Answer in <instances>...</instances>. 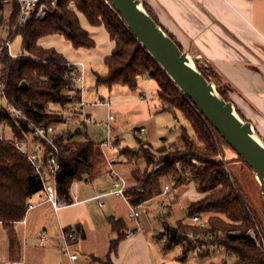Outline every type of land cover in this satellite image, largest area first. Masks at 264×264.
<instances>
[{
	"label": "trees",
	"instance_id": "16d2710c",
	"mask_svg": "<svg viewBox=\"0 0 264 264\" xmlns=\"http://www.w3.org/2000/svg\"><path fill=\"white\" fill-rule=\"evenodd\" d=\"M3 3L4 1L0 0V12L3 10ZM70 3H74L75 9L70 8ZM14 5L15 9L10 16L14 32L11 41L21 37L22 53L12 57L5 49L0 54L1 81L11 105L21 110L36 125L61 123L63 117L51 112L50 106H65L79 99L80 88L76 83L79 68L70 64L55 50L43 49L39 41L44 37L60 35L75 49H92L96 44L82 27L79 14L92 26L103 25L115 48L105 59L107 73L97 74L96 84L105 85L110 89L125 86L135 91L139 79L147 77L157 85L161 111L174 115L179 112L187 123L181 130L180 138L171 143V147L162 145L154 153L151 151V145L141 142L137 152L131 151L133 158L142 156L145 159L147 170L141 173L138 170L132 172L135 185L126 192L129 203L140 206L161 195L165 181L172 183L173 188L195 183L196 191L204 196L197 202L190 203L186 218L205 217V226L200 227L195 223L183 226L185 222L179 221L177 225L182 230L178 227L174 238L171 235L172 230H169L168 240L163 241L161 250L167 253L174 247L181 246L182 254L177 261L185 264L193 250L191 243L197 241L202 246L214 245L225 249L234 256L231 264H264V250L251 235L256 228L253 211L247 199L236 188L227 172V166L217 160L221 156L222 146L229 145L141 47L124 21L104 0H58L57 7L51 14L42 20L35 16L30 17L25 24L17 26L15 31L19 6L16 3ZM144 6L162 27L152 10L145 3ZM166 33L184 51L176 39L168 31ZM199 70L209 82H220L210 67H199ZM23 83L26 85L23 86ZM218 91L226 101H232L229 93L226 94L221 89ZM237 111L246 120L238 109ZM1 123L9 129L11 139L0 140V223L6 230L11 259H14L15 256L18 258L20 253L15 225L25 220L29 200L41 193L43 184L27 157L15 146L16 142L26 141L30 137L28 122L2 112ZM32 143L38 146L35 140H32ZM56 145L60 151L57 191L60 199L68 205L72 203V184L87 176L100 162V158L93 141H76L69 132H60L56 137ZM127 153L128 151L123 152ZM238 158L245 163L239 156ZM193 160L200 164H195ZM156 165L158 168L155 171L149 170L151 166ZM155 220L159 221L156 216ZM110 224L118 238L111 241L107 260H102L104 264H111L110 256L117 252L118 245L127 232L123 220L110 218ZM79 230L80 228L76 227L75 230L67 229L65 232L77 234ZM189 237L196 240H189ZM158 240L161 241L160 238Z\"/></svg>",
	"mask_w": 264,
	"mask_h": 264
},
{
	"label": "rangeland",
	"instance_id": "374dc122",
	"mask_svg": "<svg viewBox=\"0 0 264 264\" xmlns=\"http://www.w3.org/2000/svg\"><path fill=\"white\" fill-rule=\"evenodd\" d=\"M14 6L13 2L3 3V10L0 12V44L6 40L11 41L13 39L14 32L11 28L10 16L13 9H15ZM69 6L73 9L71 5ZM80 22L83 26L87 25L83 17H80ZM49 44L57 51H73L71 45L62 38H53L49 41ZM21 47L22 41L19 38H15L11 42L10 54L20 55ZM199 67L205 68L204 66ZM94 70L100 75H104L107 71L104 64H96ZM212 82L216 85L217 89H221L226 94L231 91V88L225 83L222 84L217 80H213ZM78 86H81V84H77ZM156 91L157 86L153 83L151 84L150 93L147 92L146 94H143L142 89L134 92L128 87H114L110 89L105 85L98 86L94 73L89 71L85 75L83 101L86 103L84 112L90 115L92 124L85 126L87 125L86 123H83L84 125L79 123L80 127L72 124L73 126H70L71 131L63 130L62 127H58V131L63 130L65 133H72L73 139L79 142L89 139L100 145L105 143L103 151L106 157H110L113 160V169L129 186L134 182L132 177L134 170H138L140 173L147 170L146 161L142 156L138 158L132 157L131 151L137 152L140 147L138 139H141L145 144L151 145V151L155 153V150L159 149L162 145L168 148L171 147V143L177 142L181 136L182 128L187 126V123L179 112L174 115L160 110ZM109 93H113L115 96H138L139 100H127L109 108L105 105H110L111 103ZM141 93L147 97V100L144 102L149 106L150 115L147 113L145 104L141 103ZM78 96L81 99V90ZM59 106L58 104H54L51 105V108L58 109L60 108ZM110 116L114 117V120L111 122L109 121ZM109 125L115 129L114 133L112 132L114 137H111ZM78 128H81L82 134H78ZM141 128H144L145 132L139 137L135 132ZM190 134L194 136L192 132ZM109 141H113L112 145L108 144ZM125 151H128V153L123 154ZM217 160L227 166V172L234 181L236 188L247 199L256 222V228L251 232V235L257 240V245L264 250V197L261 194L255 173L227 145L222 146L221 156ZM193 162L197 165L200 164L197 160H193ZM157 168V165L151 166L149 170L155 171ZM77 183L81 184V182ZM93 183L98 192L100 190L108 191L111 186V176L103 173L95 178ZM82 184H85V182ZM166 186L170 187V192H165L164 188ZM192 187L196 189L195 183L191 182L182 187L173 188L172 183L164 182L163 192L165 195L154 203L152 214H149V218L156 216L159 219L155 224L154 236L149 239L151 264H181L177 261V258L181 257L182 254L181 246H176L167 253L161 250V246L164 243L163 241L167 242L170 234L169 230H179V226L177 225L179 221L185 222L183 226L193 224L190 218H186V214L188 206L198 196H196L193 190L184 195L185 191L192 189ZM83 190H85L87 195L92 194L93 191L92 188H83L81 189V193ZM102 203L106 207L104 210L99 209L97 203H92L91 207L95 211H99L98 217L103 222V227L106 228H103V231L99 234L91 232L87 242L70 246L71 253L82 256L80 264H101L99 261H94L91 256H105L109 253L110 241L117 238V234L114 233L110 224L111 215L117 220H123L129 230L139 227V223L142 221V217L139 220L130 218L131 209L123 199L106 197L102 200ZM27 218H29L28 226L19 225L17 227V235L23 244L21 262L24 261V264H71L69 255L65 252L62 233L54 225L49 211L45 208L37 209L32 211ZM202 218L204 220L205 217ZM45 226H48L46 230L43 228ZM179 228L182 230L181 227ZM39 233H43L49 239L48 245L45 247L41 245L38 238ZM190 238L189 240H196L195 238ZM191 247L193 250L189 254L185 264H231L234 261V256L227 253L225 249L214 245L202 246L196 241L193 244L191 243ZM16 261H20V258L15 256L14 259L9 260L8 236L4 227L0 225V264H13Z\"/></svg>",
	"mask_w": 264,
	"mask_h": 264
},
{
	"label": "crops",
	"instance_id": "0c3cea01",
	"mask_svg": "<svg viewBox=\"0 0 264 264\" xmlns=\"http://www.w3.org/2000/svg\"><path fill=\"white\" fill-rule=\"evenodd\" d=\"M142 1L152 10L162 27L176 39L184 51L189 52L191 55L202 54L204 61L207 62L209 67L216 73L220 82L222 84L225 83L231 88L229 95L236 108L246 120L254 125L259 135L264 137V0ZM73 9H75V6ZM80 17L86 20L81 14H79V19ZM86 22L87 25H82V27L89 33L96 44L92 49H75L70 42L66 41L60 35L44 37L39 41V45L43 49L55 50L70 64L76 65L79 71L82 70L80 65H84V83L78 86L80 90L84 89L85 75L88 74L89 71L94 73L96 81V75L98 74L94 70L96 64L105 65V59L112 54L115 48L114 42L110 39L103 25L92 26L87 20ZM58 37L68 42L73 48V51H57L54 49V47L49 44V41L53 38L59 39ZM16 38L22 41L21 37ZM10 55L12 57H17L16 54ZM152 83L156 85L154 80L148 79L147 77L140 78L138 88L134 92L142 89L143 94L147 92L150 93ZM108 95L111 102L108 106L109 108L127 100H139L138 96H115L113 93H109ZM140 96H143L142 93ZM102 100L104 101V99ZM141 100V103L145 104L144 101L147 100V97L146 99L141 98ZM158 102L160 104L159 100ZM145 106L147 107V113L150 115L148 104H145ZM59 107L58 109H54L50 106V111L55 114H60L63 117L65 121L62 126L63 130L71 131L70 126H73L72 124L76 126H79V123L84 125L82 116L73 111L71 104L65 106L60 105ZM84 108L82 112L84 115H87L84 112ZM87 116L89 117L90 115ZM88 125L90 124L85 126ZM108 128L111 137H114L112 132L115 131V129L110 125ZM77 130L78 134H82L81 128ZM5 133L8 138H11L9 129H7ZM27 140L30 141L31 147L35 149L36 146L32 143L31 137H28ZM140 140L141 139H138V142ZM112 142L113 141H109V144ZM95 144L100 162L96 164L91 169L90 173L82 180L75 181L72 184L70 188L72 203L61 208L59 211H55L51 203L44 201L45 198L43 194L39 193L34 195L31 202L35 204V207L27 211L24 221L15 225L16 235L19 225L28 226L29 218H27V216L29 217L32 211L45 208L52 216L54 225L62 234L67 229L75 230L76 227L80 228V232L76 234V238L72 241L71 245L85 243L88 241L91 232L99 234L103 231V228H106L103 227V222L98 217L99 211L92 209V203H97L99 209L104 210L106 207L102 203V200L106 197H115L123 199L131 209L133 205H131L128 200L109 194L114 183V177L111 174L113 160H111L110 157H106L103 151L105 143L103 145ZM103 173H107L111 176V186L108 191L100 190L98 192L93 185V181ZM77 182H81V184ZM83 182H85V184H82ZM126 185L128 188H131L135 183L132 182V184L128 186L126 182ZM82 187L88 189L92 188V194L87 195L85 190L81 193ZM191 190L198 196V198L193 201H198L204 196L198 193L194 187L185 191L184 195L187 194V192H191ZM168 192H170V190ZM163 195H165L164 192L149 202L141 204L140 206H135L138 207V212L141 215L140 218L142 217V221L139 223V227L132 230H129L125 223L127 228L126 236L120 241L117 252L110 256L111 264H151L149 239L154 236V231L156 229L155 224L158 221L155 220L154 216L149 218V214H152L154 203L158 199H161ZM111 218L115 219L112 215ZM0 225L3 226L1 223ZM46 227L48 226L43 227L44 230H46ZM130 232L133 233L129 235ZM114 233L116 232L114 231ZM40 234L41 233H39V235ZM17 238L20 245V261L16 262L24 264V261L21 262L23 244L18 235ZM41 245L45 247L48 243ZM108 254L105 256L92 255L91 257L94 261H99L101 264H104L103 261L107 258ZM81 257L82 256H79V263L81 262ZM9 260H11L10 244Z\"/></svg>",
	"mask_w": 264,
	"mask_h": 264
},
{
	"label": "water",
	"instance_id": "95a60500",
	"mask_svg": "<svg viewBox=\"0 0 264 264\" xmlns=\"http://www.w3.org/2000/svg\"><path fill=\"white\" fill-rule=\"evenodd\" d=\"M109 1L141 47L255 173L264 197V140L254 125L244 120L235 104L226 101L216 85L203 76L192 55L182 51L157 24L142 0ZM171 235L174 238L176 231L172 230Z\"/></svg>",
	"mask_w": 264,
	"mask_h": 264
},
{
	"label": "built area",
	"instance_id": "2783aa9c",
	"mask_svg": "<svg viewBox=\"0 0 264 264\" xmlns=\"http://www.w3.org/2000/svg\"><path fill=\"white\" fill-rule=\"evenodd\" d=\"M3 1L5 3L13 2L19 6V18L14 30L17 29V26L25 24L30 17L35 16L37 19L40 20L44 19L46 16L51 14L53 10L56 9L58 2V0H3ZM104 2L107 4V6L110 9H112L117 14L114 6L109 0H104ZM70 5L72 8H74V3H70ZM10 46H11V41L9 40H6L5 42L1 43L0 54L5 49H7L10 53ZM192 59L195 63H197V66L209 67L208 63L204 61V57L202 56V54H194L192 55ZM80 68L82 70L79 71L76 77L77 84L84 83V71H83L84 65L81 64ZM1 71H2V66L0 62V114L2 112H7L9 115H11L14 118H22L28 122L31 130V135H30L31 140H35L38 143V146H36V148L33 149L31 147L29 140L23 142H16L15 146L22 154H24L27 157V159L34 168L35 173L40 178L43 184V190L41 191V194H43L45 198L44 201L51 203L54 210L59 211L67 204L60 199L57 191L56 178L60 170V164L58 162V156L60 154V151L56 145V137L60 132H62V131H58V127H62L65 121L62 120V122L59 124L49 125V126H39L31 122L21 110H18L14 106H12L9 100L7 99L4 93V86L1 81ZM80 98L81 99L75 100L72 103H70L71 107L73 111L76 112V114H80L82 116L83 123L91 124L92 123L91 118H89L87 115H84L82 112V109L86 105V103L83 101L84 100L83 89H81ZM141 98L146 99L145 96H142ZM106 105L109 106V104ZM113 120L114 117L110 116L109 121H113ZM7 129L8 128L4 125V123L0 124V140L9 141L11 139L6 136L5 132ZM144 132L145 129L141 128V129H137L135 133L136 135L141 136V134H143ZM111 174L114 177V183L112 190L109 192V194L128 200L126 196V192L128 190L126 182L113 169L111 170ZM164 190L165 192H168L170 190V187L166 186ZM31 199L29 200L28 211L35 207V204L31 202ZM129 216L132 219L139 220L141 215L138 212V207L132 206ZM190 220L200 227L205 226V222L198 216L192 217ZM132 233L133 232H130L129 235H131ZM62 238L64 241L65 252L69 255L71 263L80 264L79 255H77L76 253H71L70 250L71 243L76 238V234L73 232H64L62 234ZM39 240L41 244H47L49 239L43 233H41L39 235ZM13 264H21V263L14 262Z\"/></svg>",
	"mask_w": 264,
	"mask_h": 264
}]
</instances>
